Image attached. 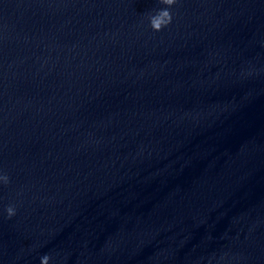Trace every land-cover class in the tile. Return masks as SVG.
<instances>
[{
    "label": "water",
    "instance_id": "water-1",
    "mask_svg": "<svg viewBox=\"0 0 264 264\" xmlns=\"http://www.w3.org/2000/svg\"><path fill=\"white\" fill-rule=\"evenodd\" d=\"M0 175V264H264V0H0Z\"/></svg>",
    "mask_w": 264,
    "mask_h": 264
},
{
    "label": "clouds",
    "instance_id": "clouds-1",
    "mask_svg": "<svg viewBox=\"0 0 264 264\" xmlns=\"http://www.w3.org/2000/svg\"><path fill=\"white\" fill-rule=\"evenodd\" d=\"M159 2L170 7L174 5L177 0H159ZM149 21L152 30L159 32L172 22V15L167 8L161 9L157 11L155 15H151L149 17ZM0 181H2L4 184H7L9 182V178L7 175H0ZM6 212L8 217L11 218L15 215V208L13 206H9L6 209ZM49 259L50 257L47 254L42 256L40 264H49Z\"/></svg>",
    "mask_w": 264,
    "mask_h": 264
}]
</instances>
